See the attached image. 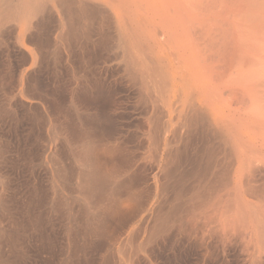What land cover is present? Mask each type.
Listing matches in <instances>:
<instances>
[{
  "label": "bare ground",
  "instance_id": "bare-ground-1",
  "mask_svg": "<svg viewBox=\"0 0 264 264\" xmlns=\"http://www.w3.org/2000/svg\"><path fill=\"white\" fill-rule=\"evenodd\" d=\"M0 264H264V0H0Z\"/></svg>",
  "mask_w": 264,
  "mask_h": 264
}]
</instances>
